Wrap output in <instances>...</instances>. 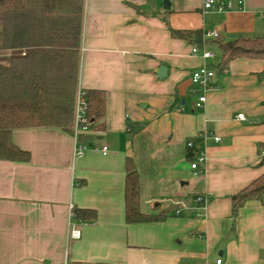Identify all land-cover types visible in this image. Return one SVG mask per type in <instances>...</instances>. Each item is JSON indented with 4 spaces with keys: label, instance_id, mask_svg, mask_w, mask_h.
<instances>
[{
    "label": "crops",
    "instance_id": "0c3cea01",
    "mask_svg": "<svg viewBox=\"0 0 264 264\" xmlns=\"http://www.w3.org/2000/svg\"><path fill=\"white\" fill-rule=\"evenodd\" d=\"M169 2L84 0L76 101L82 89H103L106 114L78 138L76 102L71 132H12L31 159H0V264H264V204L248 201L233 217L231 201L264 172V60L236 58L218 68L220 42L264 36V0H231L227 11L205 10L204 0ZM197 29L220 36L197 44L175 35ZM193 46L214 57L193 54ZM203 64L216 76L198 109L191 77ZM204 130L213 136L204 140ZM78 140L90 145L82 157ZM199 149L207 155L201 174L191 167ZM129 157L141 211H166L164 218L127 221ZM80 209L96 217L76 218Z\"/></svg>",
    "mask_w": 264,
    "mask_h": 264
},
{
    "label": "trees",
    "instance_id": "16d2710c",
    "mask_svg": "<svg viewBox=\"0 0 264 264\" xmlns=\"http://www.w3.org/2000/svg\"><path fill=\"white\" fill-rule=\"evenodd\" d=\"M83 5L84 0H0V159H31L30 152L12 140L15 129L59 127L72 131ZM175 35L197 44L204 38L200 29L175 31ZM220 46V70L236 58L264 60V36H241L220 42ZM81 91L88 103L90 121L102 119L106 114V91ZM263 151L264 142L259 145L260 164H264ZM251 200L264 204V172L231 196L232 216L236 217ZM125 203L129 223L166 216V211H141L139 173L130 157L126 160ZM74 216L93 219L96 211L75 210Z\"/></svg>",
    "mask_w": 264,
    "mask_h": 264
},
{
    "label": "built area",
    "instance_id": "2783aa9c",
    "mask_svg": "<svg viewBox=\"0 0 264 264\" xmlns=\"http://www.w3.org/2000/svg\"><path fill=\"white\" fill-rule=\"evenodd\" d=\"M203 7L205 10H216V11H227L232 8L231 0H204ZM220 36L219 32L211 31L207 32L205 38H218ZM192 53L196 55H201L203 58H212L214 53L207 50L206 48H200L198 46H193ZM216 76V70L210 68L208 65L203 64L199 68L193 71L192 73V83L196 86L195 92L198 91V99L195 103V107L200 109L203 108L207 100V92L211 88V83L213 82L214 77ZM88 103L82 92L78 95L76 101V111H75V121L73 127V133L78 138L82 131L89 129L91 121L88 118L87 112ZM240 119H244L243 114L238 115ZM209 136H213V133L204 130L201 133V137L206 140ZM216 141H220V137L214 135ZM188 146L190 149H194V142H189ZM90 145L87 143L78 140L77 146L75 148V155L77 157H82L85 152L89 149ZM95 149L98 147L94 146ZM103 153H107L108 147L103 146L100 149ZM197 154L194 155V158L191 162V167L196 171L197 174H201L205 170L207 155L204 150H197ZM198 203L202 208H207V197L205 195L199 196L197 198ZM72 207V206H71ZM71 236L74 238L80 237V230L78 228H73L71 230ZM217 263H221V259L217 260ZM65 264V262L63 263Z\"/></svg>",
    "mask_w": 264,
    "mask_h": 264
},
{
    "label": "water",
    "instance_id": "95a60500",
    "mask_svg": "<svg viewBox=\"0 0 264 264\" xmlns=\"http://www.w3.org/2000/svg\"><path fill=\"white\" fill-rule=\"evenodd\" d=\"M165 7H166V8H169V7H170V2H169V0H165ZM165 72H166V68L163 67V68H162V75H165ZM162 75H161V76H162ZM142 127H143V125L139 124V125L135 128V131H139Z\"/></svg>",
    "mask_w": 264,
    "mask_h": 264
},
{
    "label": "rangeland",
    "instance_id": "374dc122",
    "mask_svg": "<svg viewBox=\"0 0 264 264\" xmlns=\"http://www.w3.org/2000/svg\"><path fill=\"white\" fill-rule=\"evenodd\" d=\"M6 63V62H5ZM262 154H264V151H263V153ZM262 158V157H261Z\"/></svg>",
    "mask_w": 264,
    "mask_h": 264
}]
</instances>
